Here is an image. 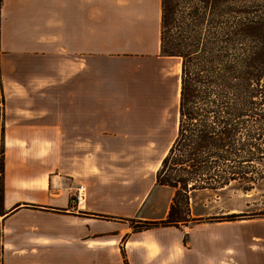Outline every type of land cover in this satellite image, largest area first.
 <instances>
[{"label": "crops", "instance_id": "1", "mask_svg": "<svg viewBox=\"0 0 264 264\" xmlns=\"http://www.w3.org/2000/svg\"><path fill=\"white\" fill-rule=\"evenodd\" d=\"M160 13L161 0H1L0 56L33 99L4 120L0 264H86L92 248L114 250L118 264H264V230L242 219L134 228L166 218L174 191L156 184L155 171L103 160L104 143L160 140L158 117H127L135 108L121 103L116 81L118 60L172 57L160 55ZM176 130L174 121L170 141Z\"/></svg>", "mask_w": 264, "mask_h": 264}, {"label": "trees", "instance_id": "2", "mask_svg": "<svg viewBox=\"0 0 264 264\" xmlns=\"http://www.w3.org/2000/svg\"><path fill=\"white\" fill-rule=\"evenodd\" d=\"M160 55L181 63L177 130L155 180L174 193L166 218L136 229L204 220L189 207L205 201L197 191L264 184V0H161ZM227 212L207 220L244 215Z\"/></svg>", "mask_w": 264, "mask_h": 264}, {"label": "rangeland", "instance_id": "3", "mask_svg": "<svg viewBox=\"0 0 264 264\" xmlns=\"http://www.w3.org/2000/svg\"><path fill=\"white\" fill-rule=\"evenodd\" d=\"M177 58H166L162 62V65L153 62L154 65L149 60L121 59L116 62L117 66H124L123 70H119V78L116 80L117 85L123 88V92L125 91V94L120 95L126 97L119 98L121 103H127V107L135 109L141 102L143 106H146V103H152L156 107L152 111L127 110V117L133 118L138 113L145 115V113L149 112L158 117L162 124L158 127L160 137L158 141H116L104 143L105 145H109L110 152L103 153V160L108 159L105 163L111 164L115 170L122 171L126 168L127 171H130L127 173L134 172L135 175L139 171L149 170L155 171L156 174L161 160L171 143L170 139L173 136L174 121L177 122L178 117V102L175 96L177 73L173 68L174 64L177 63ZM14 70L13 60L7 58L4 60L0 56V156L2 154L3 163L4 154L7 149L3 137L4 120L19 116L18 113L21 112L16 110V105L20 99L26 102H32L33 99L31 94H20L16 88L18 85L14 77H7L9 73L13 74ZM45 100V95H41L39 102L45 104ZM38 113L41 117L45 116L47 113L46 104L45 107L38 110ZM260 169L264 171V158L261 160ZM195 195L205 200L194 202L191 199L189 203V207L193 212H203L205 214L202 216L204 220L199 221H210L207 220L211 218L210 216H221L226 211H228L227 213L242 212L244 213L242 220L248 225L252 224L247 226V229L264 230V184L247 193L229 187L219 189L218 191L201 190L195 192ZM181 207L185 208L186 206L182 204ZM158 209L159 214H161L162 207L158 206ZM251 209H257L256 213L259 214H254V211H251ZM194 220L187 218L186 220H182L181 223L183 225H190ZM135 225L138 224H133V226ZM85 260L86 264H118L114 250L112 251L109 248H103L98 251L92 248L90 251L88 250Z\"/></svg>", "mask_w": 264, "mask_h": 264}, {"label": "built area", "instance_id": "4", "mask_svg": "<svg viewBox=\"0 0 264 264\" xmlns=\"http://www.w3.org/2000/svg\"><path fill=\"white\" fill-rule=\"evenodd\" d=\"M84 194L85 188L83 187V185H79L76 190V194L74 195V199L77 201V203H81L84 200Z\"/></svg>", "mask_w": 264, "mask_h": 264}, {"label": "bare ground", "instance_id": "5", "mask_svg": "<svg viewBox=\"0 0 264 264\" xmlns=\"http://www.w3.org/2000/svg\"><path fill=\"white\" fill-rule=\"evenodd\" d=\"M179 75V74H178Z\"/></svg>", "mask_w": 264, "mask_h": 264}]
</instances>
